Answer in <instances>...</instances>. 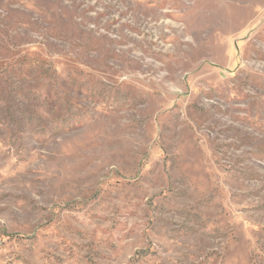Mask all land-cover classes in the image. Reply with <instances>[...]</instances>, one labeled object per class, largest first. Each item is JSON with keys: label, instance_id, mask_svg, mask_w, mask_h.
<instances>
[{"label": "rangeland", "instance_id": "obj_1", "mask_svg": "<svg viewBox=\"0 0 264 264\" xmlns=\"http://www.w3.org/2000/svg\"><path fill=\"white\" fill-rule=\"evenodd\" d=\"M0 264H264V0H0Z\"/></svg>", "mask_w": 264, "mask_h": 264}]
</instances>
